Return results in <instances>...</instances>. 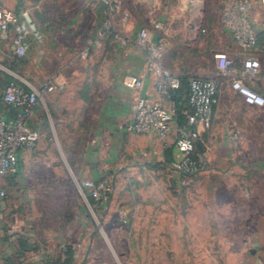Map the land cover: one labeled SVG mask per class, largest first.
<instances>
[{
	"label": "rangeland",
	"instance_id": "obj_1",
	"mask_svg": "<svg viewBox=\"0 0 264 264\" xmlns=\"http://www.w3.org/2000/svg\"><path fill=\"white\" fill-rule=\"evenodd\" d=\"M20 3L21 11L40 28L57 27L73 35L76 42L71 62L72 56L62 49L63 61H69L50 67L65 74L64 92L51 97L55 102L48 106V112L39 111L34 125L44 131L43 140L29 154L20 173L6 181L9 190L3 201L7 213L18 214L19 221V214L25 217L45 259L52 261L49 264H64L56 262L60 252L75 256L72 264H187L183 256L188 249L183 243L222 242L234 236L229 231L230 221L241 213L243 225L245 215V201L236 200L235 195L264 192V158L257 161V153L240 144L235 146L226 127H218L208 143L200 141L197 153L208 158L212 166L196 175L180 173L171 163L159 162L150 154L130 153L128 136L121 143L119 136L118 141L95 133L100 99L107 89L98 62L105 35L99 37L98 33L102 26L106 32L110 12L114 16L109 28L115 39L118 14L135 15L141 29L149 28L150 20H160L161 36L168 43L166 64L187 77H211L215 54L232 47V38L221 23V0ZM27 61L28 69H11L2 60L0 73L38 86L42 75ZM7 85L0 81L1 93ZM93 90L97 91L92 97ZM250 136L251 140H264V135ZM218 144L223 151H216ZM96 148L97 154L91 152ZM216 158L226 160L225 165L215 166ZM91 160L99 166L91 167ZM100 184L105 188H98ZM256 202L260 204V200ZM194 209L208 221L202 231L189 230L195 228L190 224ZM260 221L264 224V216ZM238 235L243 238L245 233ZM199 250L191 252L195 256Z\"/></svg>",
	"mask_w": 264,
	"mask_h": 264
},
{
	"label": "crops",
	"instance_id": "obj_2",
	"mask_svg": "<svg viewBox=\"0 0 264 264\" xmlns=\"http://www.w3.org/2000/svg\"><path fill=\"white\" fill-rule=\"evenodd\" d=\"M3 3L7 8L15 11L21 16L23 11H21L22 6L20 5V0H3ZM197 9L200 10L199 7ZM253 19L260 34V48L255 52V55L260 60L261 69L259 71V76L256 79H247L246 84L264 97V5L258 6L254 10ZM149 22V28L153 29V23L161 21L150 20ZM116 25V39L112 37L110 28L105 29L104 47L101 49V58L98 60L105 73L104 78L107 89L100 99V109L97 115L95 133L98 136L103 135V137H112L115 140L119 136L121 143L122 139L128 136L131 146L128 148L130 153L133 152L134 154L142 155L150 154L152 158L157 159L159 162H164L166 164L172 163V161L179 156L176 147L177 132L175 126L170 137L166 140H162L153 135H139L127 131V126L133 116L131 105L134 101L136 92L123 85L124 77L128 74L142 76L144 78V87L141 90L142 94L152 96L155 99L159 97L154 89V78L150 74H146L144 70L147 53L136 41L137 33L141 29L139 19L135 15H128L123 12L117 15ZM40 29L44 34L43 43L38 42L32 36L30 37V50L26 57L21 58L23 62L21 66L20 64L14 63V54L11 52L12 37L5 40L0 39V61L3 60L9 67L14 65L13 67L15 68L28 69L30 66L27 60H29L30 64L36 67L37 73H41L42 75V81L35 87H41L44 82L49 79L56 82L57 90L45 96L44 101L36 108L35 116L31 121L32 126L39 130L43 137V134H45L44 131L39 126L34 125V122L37 121L40 110H46L48 112V106L54 104L55 101H53L51 97L53 95L55 97L57 94L59 95L64 92V83L66 81L64 73L57 72L56 69L50 70V67L55 68L57 64L68 62L69 60V62H71L76 56L74 49L76 42L74 41L73 35L66 34L57 27L48 30ZM100 29L102 30L104 27L102 26ZM196 29L200 30V26H197ZM229 35L232 38V47L223 52L228 53L238 65H241L248 54L235 44L230 33ZM92 44L93 42L90 43V45ZM62 49L67 50L69 53L68 55L72 56L68 61H66V59L63 61V55L60 53ZM166 59L165 57V65L169 69L179 73L182 77H186L184 73L170 68L166 64ZM194 76L208 77L203 75ZM190 77H193V75ZM211 77L215 78L219 84L218 103L212 120L209 123H200L197 127L200 132L201 140L204 142L207 140L208 143L210 135L215 134V130H217L218 127H226L227 134L232 138L235 146L238 144L245 146L246 151L257 153L254 155L257 161L259 159L263 160L264 140H251L250 135H264V103L262 105H252L248 103L246 96L232 87L231 80L228 77L217 75L216 64L215 73ZM96 91L97 90H93L92 97L96 95ZM183 104H186L185 100H183ZM175 105L178 114L179 108L176 99ZM16 113L17 111L15 109H12L3 101L2 93L0 92V115L11 118ZM176 123L178 124V120H176L175 124ZM42 140L41 138L38 145ZM117 140L119 141V139ZM137 140L141 147L138 145ZM38 145L32 150L23 152L21 168L29 154L35 150ZM230 146L234 145L230 144L229 147ZM207 147L209 148V146ZM223 148L222 145L218 144L216 151L221 152L224 150ZM91 152L97 154V148L95 151L91 150ZM224 162H226V160L216 158L213 164L222 167L225 165ZM89 163L91 167L99 166L97 163L94 165L92 160ZM234 163L237 164L236 161ZM210 164L212 166L211 162ZM262 165L263 164H261V166ZM244 166L246 167L247 165L244 164ZM100 173L102 172L100 171ZM6 187L9 190V187ZM235 196L236 200L245 201L243 225L240 217L241 213H237L235 215L236 218L230 221L232 227L229 231L235 233L230 239L222 242L196 240L183 243V248L188 249L183 256V260L186 261L187 264L190 262L194 264H264V224L260 221V217L264 216V192H251L248 197H243L241 194ZM259 200L260 204L256 202ZM238 205L240 206L241 202ZM198 210L199 209L191 210L192 219L190 224L192 226L194 225L195 228H190V231H202L203 224L207 225L208 221L206 222L203 214ZM17 215L18 214L7 213L3 202L0 203V264H49L52 262L49 259L48 261L45 259L44 252L37 241L38 237L34 230L27 224L25 217L19 214L21 217L19 221L16 218ZM199 225L201 228H199ZM206 230H208V228H205V231ZM243 231L245 235L242 238V235L238 234ZM193 248L200 249L195 256L191 252ZM203 248H205V250H203ZM216 248L220 249L216 250ZM74 260L75 256L60 252L57 255L56 262L64 264L68 262L72 264ZM200 260H203V262H200Z\"/></svg>",
	"mask_w": 264,
	"mask_h": 264
},
{
	"label": "built area",
	"instance_id": "obj_3",
	"mask_svg": "<svg viewBox=\"0 0 264 264\" xmlns=\"http://www.w3.org/2000/svg\"><path fill=\"white\" fill-rule=\"evenodd\" d=\"M261 5H264V0H221V23L232 35L235 44L248 56L238 65L226 52L215 54L217 75L228 77L234 89L245 95L249 103L258 105L264 103V97L252 90L246 80L256 79L261 69L260 60L255 55L260 48L259 32L253 19L254 10ZM113 16L110 12L105 22L106 29ZM162 28L161 22H154L153 29L144 27L137 33L136 41L147 53L144 70L154 78V89L159 98L142 94V76L128 74L124 77L123 85L136 92L131 105L133 116L127 131L166 140L175 126L179 156L172 161V168L183 174L196 175L211 168L209 159L197 153L201 141L197 127L200 123L212 120L218 103L219 84L212 77H190L189 107L183 111L185 123L176 125L174 93L181 88L182 76L165 65L168 43L161 36ZM104 33L102 29L99 37H103ZM31 36L40 43L44 41L40 27L30 20L26 12L19 16L0 0V39L12 37L11 52L19 58L26 57L30 50ZM56 90V82L52 79L39 88L27 82L12 80L2 93L3 101L17 113L11 118L0 115V203L8 194L5 181L21 171L23 152L34 149L42 138V133L31 124L36 108L46 95ZM89 185L97 189L94 183ZM98 188L105 187L100 184Z\"/></svg>",
	"mask_w": 264,
	"mask_h": 264
},
{
	"label": "trees",
	"instance_id": "obj_4",
	"mask_svg": "<svg viewBox=\"0 0 264 264\" xmlns=\"http://www.w3.org/2000/svg\"><path fill=\"white\" fill-rule=\"evenodd\" d=\"M259 39H260V34H259ZM13 58H14L15 64H18V65L20 64V66L23 64L21 58H19L18 56L14 55ZM13 66H11L10 68L11 69H21L18 67L15 68ZM189 79H190V77H187V76L182 77L181 88L178 89L177 91H175V93H174V100L176 99V101L178 103V108H179V111L177 114V120H178L179 125H182L185 123V116L183 114V111L189 107V104H188ZM1 80H5L6 82L9 83L10 81L16 80V79H12V77L8 73H0V81ZM2 99H3V96H2ZM183 100L186 101V104H183ZM199 143H198V145H199ZM8 179H10V178H8ZM65 264H69V263L67 262Z\"/></svg>",
	"mask_w": 264,
	"mask_h": 264
}]
</instances>
